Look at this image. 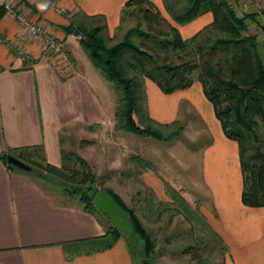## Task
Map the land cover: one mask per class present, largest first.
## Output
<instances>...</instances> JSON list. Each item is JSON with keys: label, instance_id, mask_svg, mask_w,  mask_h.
Here are the masks:
<instances>
[{"label": "crops", "instance_id": "crops-1", "mask_svg": "<svg viewBox=\"0 0 264 264\" xmlns=\"http://www.w3.org/2000/svg\"><path fill=\"white\" fill-rule=\"evenodd\" d=\"M9 1L29 21L43 25L68 45L73 34L67 35L64 27L70 13L104 14L113 34L128 0H0L4 4ZM151 1L167 14L163 0ZM213 19V13L206 12L178 27L189 37ZM43 44L14 14L6 11L0 18V153L42 143L54 165H62V149L73 150L90 162L97 176H113L114 170L122 175L124 169L118 165H124L130 152L145 153L156 145L143 142L141 135L115 128L104 97L96 90L94 80L101 76L98 71L91 65L89 70L81 67L74 53L75 68L67 71L70 68L56 58L42 56ZM23 52L28 60L21 56ZM146 90L152 117L171 121L186 114L181 106L189 105L210 135L199 145V179L211 197L209 220L227 245L225 264H264V207L244 204L239 145L224 134L202 83L197 80L188 88L165 94L147 78ZM69 131L76 133V139L67 140ZM77 133L89 142L82 145ZM129 136L137 139V144H132ZM94 146L100 153H92ZM154 158L151 155L149 160ZM146 176L158 182L153 172L146 173L148 179ZM109 227V218L86 210L78 196L11 170L0 157V264H134L124 235L109 248L67 255L65 242L101 236Z\"/></svg>", "mask_w": 264, "mask_h": 264}, {"label": "trees", "instance_id": "trees-1", "mask_svg": "<svg viewBox=\"0 0 264 264\" xmlns=\"http://www.w3.org/2000/svg\"><path fill=\"white\" fill-rule=\"evenodd\" d=\"M163 1L171 19L151 0H128L121 12V30L116 33L110 32L104 14L84 11L70 17L64 30L67 35L81 33L79 41L89 59L117 91L116 129L172 138L179 131L178 127L173 128L178 122L161 124L151 117L145 80H154L165 93L188 88L196 80L202 82L225 134L238 142L242 200L251 207H264V58L257 35L249 29L250 15H239L231 0ZM5 12V4L0 2V18ZM206 12L213 13V21L184 37L178 25ZM132 15H136V22L127 26ZM86 142L89 141L83 140L82 145ZM8 154L28 162L33 169L23 170L9 163ZM0 157L11 170L43 183L64 185V191L78 196L86 210L106 216L93 204L99 190L93 189L96 173L78 152L62 149L61 166L48 160L42 143L16 147L0 153ZM106 190L128 211L136 229L134 235L140 234L150 243L149 236L124 202L112 190ZM176 197L189 215L211 234L203 245L214 240L227 248L221 236L197 215L188 201L179 194ZM109 221V229L101 236L65 242L67 255L113 246L124 232ZM199 245L202 243L191 245L188 250L193 251Z\"/></svg>", "mask_w": 264, "mask_h": 264}, {"label": "rangeland", "instance_id": "rangeland-1", "mask_svg": "<svg viewBox=\"0 0 264 264\" xmlns=\"http://www.w3.org/2000/svg\"><path fill=\"white\" fill-rule=\"evenodd\" d=\"M231 1L236 7L239 15H250V17L247 18L249 29L251 33L257 35L261 53L264 58V0ZM240 3L243 6H241ZM75 13L76 12L70 13V15L68 14L69 21L70 17ZM165 15L171 19L168 13ZM135 22L136 15H132L128 17L126 25L132 26ZM118 30H121V27L118 26L116 31ZM45 31L47 35L52 38L48 41L46 37H41L44 43L42 46V56L46 59H52L54 57L62 66L70 68L67 69V71H73L72 69L75 68L76 65V59L72 54L74 53L81 67L85 66V68L89 70L88 67L91 65V67L98 71L101 76L100 80H94L96 90L103 95L107 112L115 121V114L118 106V93L113 85L93 65L79 41V38L72 35L68 45H66L53 33L46 29ZM116 31L114 33H116ZM17 48L18 47L12 46L13 51L17 50ZM21 56H23L25 60L29 59L28 54L25 52L21 53ZM82 70L84 69L82 68ZM102 81L105 83L103 86L99 83ZM146 81L147 79L145 80V84ZM157 86L160 88L158 84ZM161 91L165 93L162 89ZM205 96L207 97L206 94ZM207 99L213 106L215 115L221 123L213 102L208 97ZM188 107L189 105L181 106V111H183V113L186 112V114L171 121L163 122L151 116L161 124L178 122L173 128L176 129L178 127L179 131L170 139L141 135V137H143V142L152 141V145L156 146H152V151L150 146L145 153L139 151L130 152L129 155L126 156L124 165H118V167L124 169L122 175L116 170L113 171L114 177H101L97 176L96 173L97 178L93 185V189L104 188L112 190L124 202L132 215L140 223L143 231L149 236L150 243L146 242L140 234L132 236L126 233L123 234L132 250L134 264L226 263L229 253L227 248H224L219 241L214 240L203 245V241H206L211 234L204 226L199 225L198 222L194 220L195 217L189 215L182 203L177 200L178 197H176V195L179 194L187 200L191 207L197 212V215L203 218L209 226L217 232L211 224L207 213V209L211 210L212 208L211 197L208 196L207 190L203 188V183L199 179V162L201 158V149L199 145L204 142V139H206V143L210 135L203 129V124L199 122L196 111ZM221 127L223 129L222 123ZM135 134L136 133H134V135ZM65 135L67 140L70 137L76 139V133L73 131H69ZM129 137H131L129 139L133 142H131L132 144H137V139L132 136ZM226 137L229 138L227 135ZM82 138L83 137L77 133V139L80 143L84 140ZM126 142L128 144L129 140L127 139ZM138 144L141 145L142 143ZM147 145H149V142ZM92 149L93 154L97 152L100 153L98 146H94ZM151 155L155 158L149 160ZM93 160L96 161L98 159L93 157ZM96 166L98 169L101 168L100 164ZM151 172L154 173L155 177L157 176V183L156 181L151 182L147 176L148 179L144 178L146 173ZM117 174L120 176L117 177ZM45 183L47 186L53 185L47 184L48 182ZM157 185L162 186V188H158L159 186ZM56 186L64 187L62 184ZM200 242L202 245H199L198 248H194L193 251L188 250L191 245L197 246Z\"/></svg>", "mask_w": 264, "mask_h": 264}, {"label": "water", "instance_id": "water-1", "mask_svg": "<svg viewBox=\"0 0 264 264\" xmlns=\"http://www.w3.org/2000/svg\"><path fill=\"white\" fill-rule=\"evenodd\" d=\"M74 36L79 39L82 37L79 31ZM8 162L23 170H32L33 166L28 162L8 154ZM93 204L99 208L122 232L128 235L135 234V226L129 218L128 211L116 200V198L106 189L101 188L97 191L93 198Z\"/></svg>", "mask_w": 264, "mask_h": 264}, {"label": "built area", "instance_id": "built-area-1", "mask_svg": "<svg viewBox=\"0 0 264 264\" xmlns=\"http://www.w3.org/2000/svg\"><path fill=\"white\" fill-rule=\"evenodd\" d=\"M5 9L9 13L14 14L20 19L22 25L24 26L25 30L28 33L38 35L40 37H46L48 41L51 40L52 37L47 35L44 27L39 23L29 21L23 14L19 13L17 9L14 7V4L12 1L5 3Z\"/></svg>", "mask_w": 264, "mask_h": 264}, {"label": "clouds", "instance_id": "clouds-1", "mask_svg": "<svg viewBox=\"0 0 264 264\" xmlns=\"http://www.w3.org/2000/svg\"><path fill=\"white\" fill-rule=\"evenodd\" d=\"M46 7V5H41V8Z\"/></svg>", "mask_w": 264, "mask_h": 264}]
</instances>
